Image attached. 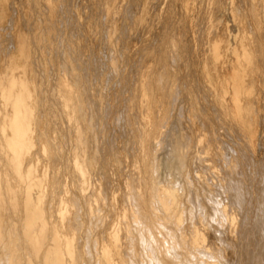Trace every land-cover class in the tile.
Returning <instances> with one entry per match:
<instances>
[{"label": "bare ground", "instance_id": "bare-ground-1", "mask_svg": "<svg viewBox=\"0 0 264 264\" xmlns=\"http://www.w3.org/2000/svg\"><path fill=\"white\" fill-rule=\"evenodd\" d=\"M161 1L0 0V264H264V0Z\"/></svg>", "mask_w": 264, "mask_h": 264}, {"label": "rangeland", "instance_id": "rangeland-1", "mask_svg": "<svg viewBox=\"0 0 264 264\" xmlns=\"http://www.w3.org/2000/svg\"><path fill=\"white\" fill-rule=\"evenodd\" d=\"M15 1H17V0H15ZM161 0H159V2H160ZM225 1V4L221 7V9L219 8V9H217L216 11H215V14L213 13V12H211V18H212V20H213V23H214V25H213V27L212 28H210V31H214L215 29H216V32L217 33H219L221 30H222V24L223 23H225V25H226V27H227V32H228V35H237V33H243V31L245 30V29H247V31H249V29H248V26H247V24L245 25V29H242L241 28V26L243 25V23L245 22V21H247V18H248V15L249 14H246V11L247 10H249L251 7L249 6V3H250V0H248V3H245L246 4V6L244 5V7H245V11H242V12H238V13H235V9L234 8H232V6H237V5H243L244 3L243 2H241L240 0H224ZM247 1V0H246ZM121 2L123 3V0H121ZM121 2H119L117 5H118V11H119V13L121 12V8H122V3ZM153 2H155V0H153ZM164 2V0H162L161 1V7L163 6L162 5V3ZM189 3H191V0H190V2ZM205 3H206V0H192V4H193V6H194V8L193 9H191L190 11H188L187 13L186 12H184L182 9H180V8H178L179 10V13L177 14V19H178V21H182L183 20V18L184 17H187V19H189V20H191L193 23H195V24H198V25H200V24H202L201 26H205V28H206V32H208L209 30H208V28H207V25H206V23H208V21L207 20H205L204 19V14H203V12H202V8H204L205 6ZM196 6V7H195ZM158 7H159V5H158ZM243 6L241 7V10H242V8H244ZM9 8H10V6H9ZM18 8H19V6H18ZM258 8H260V9H262V7H259L258 6ZM31 10H33V11H37V7H33ZM149 10L151 11V13L153 12V13H155L157 10L155 9V7L153 6V3L149 6ZM204 11L206 10V9H203ZM62 12H64V6H61V5H58V11H57V13L55 14V19L57 20L58 19V17H59V13L61 14ZM125 12H124V10H122V14H124ZM245 13V14H244ZM19 14L21 15V11H20V9H19ZM122 14H121V16H122ZM58 15V16H57ZM115 18H118L119 17V15L118 14H114L113 15ZM238 16V18H240V20L241 21H238L237 19H236V17ZM39 17V16H38ZM128 17V16H127ZM39 21H40V19H38ZM228 20V21H227ZM21 23H22V21H20ZM242 22V25H240V23ZM55 23H57L56 21H55ZM59 24L60 25H62V23L61 22H59ZM218 24V25H217ZM220 24V25H219ZM233 25H234V27H233ZM153 27L152 28H149V29H147V28H143V29H139V30H133V31H131V33H130V35H129V39H130V41H132L133 42V44H132V46L131 47H134L135 46V43H136V46H139V45H141V44H143L145 41H147L148 40V38H151L152 37V31H156L157 30V27H158V24H155V25H152ZM104 27V26H103ZM198 29H197V31H196V36H197V43L198 44H200V42L202 41V39L203 38H205V36H206V33H204V32H200V29H199V26H196ZM56 28H58V26H57V24H56ZM59 30H60V32H59V35H58V37H57V39H58V41L61 39V35H62V27L61 26H59V28H58ZM223 31V30H222ZM107 32H108V30H107ZM208 34V33H207ZM114 34L113 33H111V36H110V38L108 39V36H101L98 40H97V43H96V47H98L99 48V54H102V51H104V50H107V47H108V45L110 46V41L111 40H114ZM231 36H230V40L232 41V38H231ZM134 40H132V39ZM200 40V41H199ZM229 40V41H230ZM58 41H56V43L58 42ZM232 43V42H231ZM232 45H234L233 43H232ZM130 47V48H131ZM202 52H203V50H201ZM50 51L48 50L43 56H40L39 58H40V60H39V64H40V66H41V70H42V78H43V82H44V85H45V87L47 88V86L50 84V82L48 81V78H47V76H46V74L44 73V60H45V57L48 55V53H49ZM201 52V53H202ZM131 53H133V57H135V54L136 53H134L132 50H131ZM200 58L201 59H203V55H201L200 56ZM228 60V61H227ZM227 65H226V68H228L229 67V64L231 63V61L233 60V57L232 56H230L229 54H228V56H227ZM261 65H263V64H260V66ZM261 68H263V67H261ZM106 70H107V68H106ZM224 73H225V75L227 74L226 73V71H224ZM100 76L102 77L103 76V73H101L100 74ZM107 76V75H106ZM126 88H124L123 89V91L125 90ZM45 97H46V94H45ZM44 100H45V98H44ZM51 104V106L52 107H54V105L52 104V103H50ZM53 109H55V108H53ZM116 112V110L114 111V113ZM38 121H39V119H38ZM232 125H234L233 123H228V126L229 127H232ZM57 126V125H56ZM264 119L260 122V124L258 125V130H257V138L260 140V138H262L261 136H263L264 135ZM218 133H219V135L220 134H222V129L221 128H219L218 129ZM262 133V134H261ZM232 134V135H231ZM231 134H229V135H225V138H226V140H228V139H230V140H228V142L230 141L231 143H232V145H234V148H237V143L238 142H240L239 141V139H238V137L237 136H235V134L231 131ZM261 135V136H260ZM50 136H52L53 137V135H51L50 134ZM60 136V129H59V133H58V135L55 137V138H58ZM232 136H233V138H232ZM263 138H264V136H263ZM234 140V141H232V140ZM235 141L237 142V143H235ZM257 145L259 146V141H258V143H257ZM258 149H257V153L258 154H256L257 156L259 155V151L261 150V149H259V147H257ZM231 152H233L232 150H231ZM258 157H260V156H258ZM69 160V159H68ZM71 160V159H70Z\"/></svg>", "mask_w": 264, "mask_h": 264}]
</instances>
